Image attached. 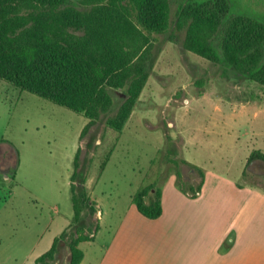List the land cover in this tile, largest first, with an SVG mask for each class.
<instances>
[{
  "label": "rangeland",
  "instance_id": "1",
  "mask_svg": "<svg viewBox=\"0 0 264 264\" xmlns=\"http://www.w3.org/2000/svg\"><path fill=\"white\" fill-rule=\"evenodd\" d=\"M173 1L181 0H172V13ZM213 1L224 12L214 15L218 21L224 14L264 20V0H211L210 6ZM66 3L81 7L83 0ZM52 24L46 12L28 23L39 40ZM183 39L184 31H174L164 40L121 132L99 121L80 137L87 118L0 80V264H34L68 225L78 148L99 224L93 241L79 244L80 264H158L166 237L136 211L138 189L163 191L176 213L191 209L226 218L246 196L231 181L264 189V163H245L251 151L264 153V85L185 50ZM118 103L114 95V108ZM169 150L175 154L166 157ZM182 159L208 173L201 202H184L175 190L176 163L188 189L200 180ZM215 183L224 188L214 190ZM173 191L178 195L172 198ZM62 252L57 264L67 262V249Z\"/></svg>",
  "mask_w": 264,
  "mask_h": 264
},
{
  "label": "trees",
  "instance_id": "2",
  "mask_svg": "<svg viewBox=\"0 0 264 264\" xmlns=\"http://www.w3.org/2000/svg\"><path fill=\"white\" fill-rule=\"evenodd\" d=\"M210 1H173L172 13V0H83L81 7L66 0H0V80L87 118L80 137L99 121L122 131L162 43L174 31H184L185 50L264 85V20L243 22L224 14L218 21L214 15L224 12L217 1L211 2L213 6ZM42 12L54 24L39 40L28 23ZM114 95L119 100L116 108ZM79 150L70 175L71 220L34 264H57L63 249L68 251L66 264H80L79 244L93 241L99 229ZM174 154L169 150L165 156ZM181 162L191 166L200 180L188 189L176 163L175 186L195 198L204 173L184 159ZM252 162L264 163V153L251 151L246 165ZM132 202L147 219L162 214L159 190L147 195L138 189Z\"/></svg>",
  "mask_w": 264,
  "mask_h": 264
},
{
  "label": "crops",
  "instance_id": "3",
  "mask_svg": "<svg viewBox=\"0 0 264 264\" xmlns=\"http://www.w3.org/2000/svg\"><path fill=\"white\" fill-rule=\"evenodd\" d=\"M184 160L201 168L191 161ZM207 179L208 173H205L201 190L195 198L188 197L176 187L175 190L183 197L184 202L186 199L195 203L201 202L206 194ZM230 184L238 191L246 189V196L228 218L211 212L204 214L197 210L192 212L191 209L176 213L168 202L170 196L166 198L167 195L165 196L162 191V214L156 219H148L154 229L166 237L158 250V254L162 251L158 264H264V214L261 213L264 212V189L259 186L237 184L234 181ZM219 187L220 185L215 183L213 189L224 188ZM208 190L212 195L213 191ZM177 195L176 191L171 193L172 198ZM209 200L206 201L207 205ZM214 202L217 203V200ZM218 202L222 205L229 203L227 200ZM176 221H179L175 231L177 236L172 232Z\"/></svg>",
  "mask_w": 264,
  "mask_h": 264
},
{
  "label": "flooded vegetation",
  "instance_id": "4",
  "mask_svg": "<svg viewBox=\"0 0 264 264\" xmlns=\"http://www.w3.org/2000/svg\"><path fill=\"white\" fill-rule=\"evenodd\" d=\"M2 150H0V163H2V161L4 160V156H2Z\"/></svg>",
  "mask_w": 264,
  "mask_h": 264
},
{
  "label": "water",
  "instance_id": "5",
  "mask_svg": "<svg viewBox=\"0 0 264 264\" xmlns=\"http://www.w3.org/2000/svg\"><path fill=\"white\" fill-rule=\"evenodd\" d=\"M121 96H124L123 93H120Z\"/></svg>",
  "mask_w": 264,
  "mask_h": 264
}]
</instances>
